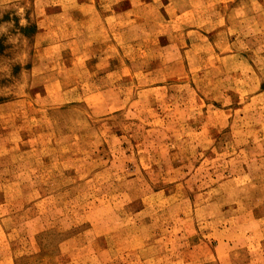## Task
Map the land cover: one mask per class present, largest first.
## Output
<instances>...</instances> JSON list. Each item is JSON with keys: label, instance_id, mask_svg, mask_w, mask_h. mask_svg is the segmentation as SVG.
<instances>
[{"label": "rangeland", "instance_id": "374dc122", "mask_svg": "<svg viewBox=\"0 0 264 264\" xmlns=\"http://www.w3.org/2000/svg\"><path fill=\"white\" fill-rule=\"evenodd\" d=\"M263 233L264 0H0V264H264Z\"/></svg>", "mask_w": 264, "mask_h": 264}, {"label": "crops", "instance_id": "0c3cea01", "mask_svg": "<svg viewBox=\"0 0 264 264\" xmlns=\"http://www.w3.org/2000/svg\"><path fill=\"white\" fill-rule=\"evenodd\" d=\"M262 239H263V245H262L261 253H262V256H264V233H263V237H262ZM220 246L222 247V244H221V243H219V246L217 245V247H216V250H215V254H216V256H215V257H216L217 259H219V260H223L225 254H223V253L221 252V250H220ZM186 261H187V260H186ZM196 261H198L199 264H201V261H200L199 259H193L191 262H190V261H187V263H185V264H196V263H197Z\"/></svg>", "mask_w": 264, "mask_h": 264}]
</instances>
